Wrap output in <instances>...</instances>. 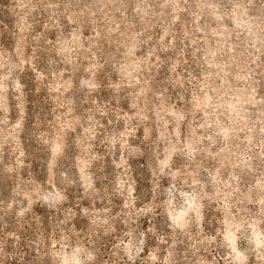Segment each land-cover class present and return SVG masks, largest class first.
Listing matches in <instances>:
<instances>
[{"label":"rangeland","instance_id":"1","mask_svg":"<svg viewBox=\"0 0 264 264\" xmlns=\"http://www.w3.org/2000/svg\"><path fill=\"white\" fill-rule=\"evenodd\" d=\"M258 15L0 0L21 66L0 68V264H54L62 236L94 264H264V55L240 79Z\"/></svg>","mask_w":264,"mask_h":264},{"label":"clouds","instance_id":"2","mask_svg":"<svg viewBox=\"0 0 264 264\" xmlns=\"http://www.w3.org/2000/svg\"><path fill=\"white\" fill-rule=\"evenodd\" d=\"M228 3L233 4L234 10H241V14L244 16H248V12L250 9H256L260 15L249 17V20L252 21V24L248 27V35L250 37H255L256 32L253 31L255 28L260 32H264V0H228ZM258 5V7H257ZM259 21V22H257ZM261 46L257 47V40L253 39L250 47L255 50V54L249 53L250 59L246 62V69L249 75L244 77H240V79H244L247 81L251 78L252 73H254V69L247 67L248 64L260 65L257 64V61L260 59L261 55H264V40L260 41ZM7 67L9 75L12 73L13 69L21 67L17 64H10L7 61H0V68ZM8 76L0 77V91H7V81ZM246 103H251L255 106L258 101L247 100ZM185 216L188 215L187 211L184 213ZM182 228L187 227V222L181 226ZM72 244L76 246L73 247ZM72 244L69 243L67 239H64L63 236L60 241V248H53L46 252L47 255H50L53 258L54 264H94L96 261V255L94 250H89L85 248L79 241H73Z\"/></svg>","mask_w":264,"mask_h":264}]
</instances>
